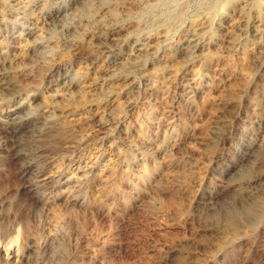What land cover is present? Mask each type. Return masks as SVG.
I'll return each instance as SVG.
<instances>
[{"label":"rangeland","instance_id":"rangeland-1","mask_svg":"<svg viewBox=\"0 0 264 264\" xmlns=\"http://www.w3.org/2000/svg\"><path fill=\"white\" fill-rule=\"evenodd\" d=\"M80 1L0 0V264H264V0Z\"/></svg>","mask_w":264,"mask_h":264},{"label":"bare ground","instance_id":"bare-ground-1","mask_svg":"<svg viewBox=\"0 0 264 264\" xmlns=\"http://www.w3.org/2000/svg\"><path fill=\"white\" fill-rule=\"evenodd\" d=\"M92 2V1H91ZM73 3V2H72ZM94 3V2H93ZM56 4V3H55ZM54 4V5H55ZM63 4V3H62ZM75 4V3H74ZM96 4H97V2H95V6H96ZM76 6H73L74 7V9L73 10H71V11H67V12H65V13H63L62 14V16H61V18H60V21L62 22V23H64V24H68L69 26H70V28H71V32L73 33V34H75V33H77L79 30L78 29H80V25H78V24H76V23H74L73 22V19H76L77 18V13L80 11V13L82 12V11H84V9L87 7V6H90L91 4L88 2V0H81L80 1V3H78V4H75ZM92 5H94V4H92ZM91 5V6H92ZM97 5H99V4H97ZM105 5V4H104ZM70 7V6H69ZM100 8H101V5L99 6ZM93 8V7H92ZM62 9V8H61ZM67 9V8H66ZM71 8H69V10H70ZM77 12V13H76ZM90 12V11H89ZM118 13H119V11H118ZM79 14V13H78ZM55 15V14H54ZM60 15V14H59ZM119 15V14H118ZM79 16H80V14H79ZM84 16H86V15H84ZM109 16V15H108ZM79 19V18H78ZM77 21V20H76ZM83 21V24H84V19L82 20ZM116 21V20H115ZM170 21V20H169ZM168 21V23L170 24V22ZM90 22V21H89ZM109 24V23H108ZM68 26V27H69ZM112 26V25H111ZM110 26V27H111ZM168 26V25H167ZM53 28V27H52ZM67 28V27H66ZM87 29V28H86ZM52 30V29H51ZM53 31V30H52ZM68 32H69V30H68ZM71 34V33H70ZM74 36V35H73ZM77 36V35H76ZM192 42V41H191ZM194 42V41H193ZM230 43H231V41H230ZM192 47V46H191ZM199 47V46H198ZM188 48H189V46H188ZM193 48V47H192ZM146 50V49H145ZM148 50V49H147ZM187 52V51H186ZM145 55V54H144ZM3 68H4V66H3ZM5 70H6V67H5ZM4 70V71H5ZM7 72V71H6ZM7 74V73H6ZM3 75V74H2ZM2 75L0 74V80H1V78H2ZM8 76H9V74H7ZM12 75V74H11ZM10 75V76H11ZM7 78V77H6ZM8 79H9V77H8ZM2 82V81H1ZM4 83V82H3ZM6 83H7V81H6ZM9 84V83H8ZM10 87V86H9ZM15 88V87H14ZM10 91H11V89H10ZM220 119V118H219ZM218 119V120H219ZM221 120V119H220ZM215 122V121H214ZM215 126H217V125H215ZM227 127V126H226ZM215 130V129H214ZM57 131V130H56ZM9 132V131H8ZM10 135V134H9ZM15 135V134H14ZM8 137V136H7ZM12 139H13V137H12ZM251 145V144H250ZM16 149H18V147L16 148ZM15 149V150H16ZM251 149V148H250ZM247 150V149H246ZM249 150V149H248ZM251 152V151H250ZM254 152V151H253ZM245 153V152H244ZM247 155V154H246ZM247 160V159H246ZM248 161V160H247ZM240 172V171H239ZM239 172H237V174L239 173ZM241 175V174H240ZM240 175H238V176H240ZM234 176V175H233ZM235 177V176H234ZM237 177V176H236ZM232 179V178H231ZM230 179V180H231ZM241 179V178H240ZM234 181H236V180H234ZM261 182V181H260ZM237 183V182H236ZM249 183V182H248ZM251 183V182H250ZM233 184V183H232ZM238 184V183H237ZM240 184V183H239ZM257 184H258V182H257ZM260 184V183H259ZM254 186L255 184H254V182H253V184H251V186ZM230 186V185H229ZM232 188V187H231ZM227 189V188H226ZM235 189H237V188H235ZM240 189V188H239ZM223 190V189H222ZM225 190V189H224ZM242 190V189H241ZM253 191V190H252ZM251 191V192H252ZM230 192V191H229ZM232 192V191H231ZM237 192L238 191H236V196L238 195L237 194ZM242 192V191H241ZM225 193V192H224ZM228 193V192H227ZM246 193H247V191H246ZM245 193V194H246ZM250 193V192H249ZM255 193V192H254ZM230 194V193H229ZM240 194V193H239ZM256 194V193H255ZM234 195V194H233ZM217 196V195H216ZM215 196V197H216ZM222 196V195H221ZM226 196V195H225ZM224 196V197H225ZM235 196V195H234ZM249 196V195H248ZM251 196V195H250ZM223 197V196H222ZM221 197V198H222ZM227 197V196H226ZM225 197V198H226ZM238 197V196H237ZM236 197V198H237ZM242 197V196H241ZM218 198V197H217ZM255 198H259V197H255ZM212 199V198H211ZM227 199V198H226ZM239 199H241V198H239ZM210 202V201H209ZM231 202V201H230ZM242 202V201H241ZM259 202V201H258ZM229 203V202H228ZM250 203V202H249ZM212 204V203H211ZM210 203H209V205H211ZM227 204V203H226ZM230 204V203H229ZM232 204V203H231ZM241 204V203H240ZM252 204V203H251ZM225 206V205H224ZM233 206V205H232ZM235 206V205H234ZM222 208H223V205H222ZM225 208V207H224ZM231 208V207H230ZM234 208V207H233ZM245 209V208H244ZM225 210V209H224ZM242 210V209H241ZM216 211V210H215ZM223 212H225V211H223ZM250 212V211H249ZM259 212V211H258ZM229 214V213H228ZM233 214V213H232ZM241 214V213H240ZM248 214V213H247ZM251 214H253V213H251ZM260 214V213H259ZM246 215V214H245ZM252 216V215H251ZM254 216V215H253ZM259 216V215H258ZM246 217H247V215H246ZM242 218V217H241ZM252 218V217H251ZM243 219V218H242ZM245 220H247V218H244ZM249 219H250V217H249ZM248 219V220H249ZM253 219V218H252ZM251 219V220H252ZM255 219V218H254ZM253 219V220H254ZM228 221V220H227ZM236 221V220H235ZM244 221V220H243ZM257 221V220H256ZM259 221V220H258ZM228 222H230V221H228ZM228 222H227V225H229L228 224ZM233 222V221H232ZM245 222V221H244ZM252 224H253V222H251ZM250 223V221H249V223L248 224H251ZM226 225V226H227ZM238 225V224H237ZM245 225V224H244ZM230 226V225H229ZM233 226V225H232ZM255 226V225H254ZM246 227V226H245ZM244 227V228H245ZM255 227H257V226H255ZM248 229V228H247ZM249 229H250V227H249ZM245 230H246V228H245ZM236 233H237V231H235ZM241 233V232H240Z\"/></svg>","mask_w":264,"mask_h":264}]
</instances>
